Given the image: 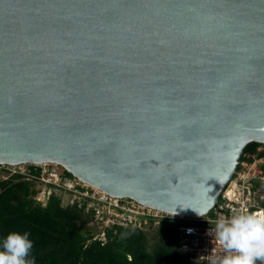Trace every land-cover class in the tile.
Returning a JSON list of instances; mask_svg holds the SVG:
<instances>
[{"label":"water","instance_id":"water-1","mask_svg":"<svg viewBox=\"0 0 264 264\" xmlns=\"http://www.w3.org/2000/svg\"><path fill=\"white\" fill-rule=\"evenodd\" d=\"M252 142L264 0H0V164L201 216Z\"/></svg>","mask_w":264,"mask_h":264},{"label":"built area","instance_id":"built-area-1","mask_svg":"<svg viewBox=\"0 0 264 264\" xmlns=\"http://www.w3.org/2000/svg\"><path fill=\"white\" fill-rule=\"evenodd\" d=\"M217 204L207 214H175L129 197L113 196L73 176L53 162L0 164V177L21 174L34 180L36 199L61 197L64 206L90 213L103 244L117 228L149 230L163 221L177 220L180 251L194 264H256L264 255V144L244 153ZM67 200V201H66Z\"/></svg>","mask_w":264,"mask_h":264},{"label":"trees","instance_id":"trees-1","mask_svg":"<svg viewBox=\"0 0 264 264\" xmlns=\"http://www.w3.org/2000/svg\"><path fill=\"white\" fill-rule=\"evenodd\" d=\"M37 193L21 174L0 179V264H194L179 249L177 220L149 230L120 227L103 244L90 213L64 206L56 194L43 205Z\"/></svg>","mask_w":264,"mask_h":264},{"label":"rangeland","instance_id":"rangeland-1","mask_svg":"<svg viewBox=\"0 0 264 264\" xmlns=\"http://www.w3.org/2000/svg\"><path fill=\"white\" fill-rule=\"evenodd\" d=\"M0 171H2V169L0 170ZM0 179H2V177H0ZM38 188V187H37ZM67 201V200H66ZM150 235H152L151 233H150ZM263 248H264V244H263ZM262 258H264V255H260L259 256V259H262Z\"/></svg>","mask_w":264,"mask_h":264}]
</instances>
